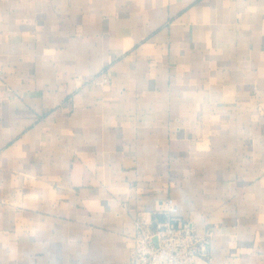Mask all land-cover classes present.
<instances>
[{"label":"crops","instance_id":"crops-1","mask_svg":"<svg viewBox=\"0 0 264 264\" xmlns=\"http://www.w3.org/2000/svg\"><path fill=\"white\" fill-rule=\"evenodd\" d=\"M167 195L264 264V0H0V264H130Z\"/></svg>","mask_w":264,"mask_h":264},{"label":"built area","instance_id":"built-area-1","mask_svg":"<svg viewBox=\"0 0 264 264\" xmlns=\"http://www.w3.org/2000/svg\"><path fill=\"white\" fill-rule=\"evenodd\" d=\"M111 71L103 69L94 77L96 84L109 82ZM122 208L127 210L126 204ZM213 232L197 233L191 220L183 218L179 206L167 195L152 223L137 221L132 235L130 264H197L210 260L209 246Z\"/></svg>","mask_w":264,"mask_h":264}]
</instances>
